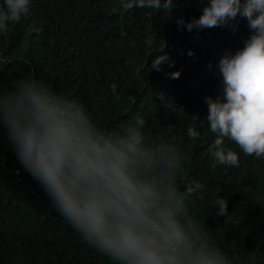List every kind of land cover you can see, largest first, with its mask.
<instances>
[{
  "label": "trees",
  "instance_id": "1",
  "mask_svg": "<svg viewBox=\"0 0 264 264\" xmlns=\"http://www.w3.org/2000/svg\"><path fill=\"white\" fill-rule=\"evenodd\" d=\"M199 4L173 0L169 9L125 12L118 0H32L29 13L0 34V89L10 90L21 78L41 80L82 104L106 132L142 118L150 142L173 143L184 153L177 189L194 181L204 185L188 197L189 212L230 264H264V158L226 140L239 153V166L213 167L215 134L204 102L221 91V56L243 47L252 30L244 18L235 30H178L176 17H199ZM161 52L173 66L148 70ZM177 69L178 79L165 75ZM189 128L199 133L195 139ZM219 195L228 202L223 216L215 215ZM0 264H114L57 211L21 167L2 129Z\"/></svg>",
  "mask_w": 264,
  "mask_h": 264
},
{
  "label": "clouds",
  "instance_id": "2",
  "mask_svg": "<svg viewBox=\"0 0 264 264\" xmlns=\"http://www.w3.org/2000/svg\"><path fill=\"white\" fill-rule=\"evenodd\" d=\"M31 3L2 0L0 34L27 15ZM118 3L125 12L174 6L173 0ZM199 7V17H176L178 30H235L238 18L252 30L243 47L221 56V91L204 97L215 134L209 147L213 167L239 166V153L226 140L264 158V0H200ZM165 63L174 64L161 52L148 70L160 71ZM165 75L178 79L181 70ZM143 125L136 118L119 132L103 131L82 104L31 77L16 80L10 90L0 89V129L17 161L89 245L114 264H230L189 212L188 197L204 185L194 181L183 191L176 187L182 149L150 142ZM187 135L195 139L199 133L189 128ZM215 206L216 216L228 211L221 195Z\"/></svg>",
  "mask_w": 264,
  "mask_h": 264
}]
</instances>
